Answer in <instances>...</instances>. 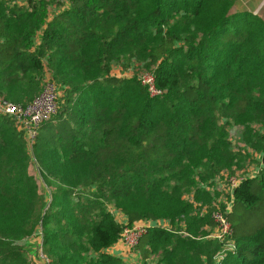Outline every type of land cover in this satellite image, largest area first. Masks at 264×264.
<instances>
[{
	"label": "trees",
	"instance_id": "obj_1",
	"mask_svg": "<svg viewBox=\"0 0 264 264\" xmlns=\"http://www.w3.org/2000/svg\"><path fill=\"white\" fill-rule=\"evenodd\" d=\"M233 6L0 0V97L28 102L46 77L62 90L32 141L49 202L23 130L0 112V264H30L18 241L38 225L47 264H124L106 250L123 226L163 218L170 228L150 225L136 245L144 264L151 254L153 264H264V164L234 187L235 248L211 235L206 186L240 155L228 128L241 126L264 163V131L252 127L264 129V20ZM141 70L161 95H150Z\"/></svg>",
	"mask_w": 264,
	"mask_h": 264
},
{
	"label": "rangeland",
	"instance_id": "obj_2",
	"mask_svg": "<svg viewBox=\"0 0 264 264\" xmlns=\"http://www.w3.org/2000/svg\"><path fill=\"white\" fill-rule=\"evenodd\" d=\"M233 7L235 9L248 10L258 18L264 20V0H234ZM112 71L114 73L123 76H129V77L133 76L132 71L120 72L119 67L117 66H113ZM44 83L45 80L42 81L40 85V89H42ZM22 99L25 98L23 97ZM252 127L255 130V132L264 131V129L260 126V124L253 123ZM228 131H229L228 136L231 141L230 142L231 148L232 150L239 152L240 155L236 157L234 163L231 165L229 169H222V171L219 174H217L214 179L212 178L210 179L209 185L206 186V188L211 192V195L213 196V199L210 202V205L212 207L214 206L212 212L216 209L224 210L227 206L230 208L231 202L234 198L233 195L234 187L238 186L239 182L242 179L250 176L253 173H256L255 171L259 170L261 166L264 164L261 161V157H260L261 150L255 148L252 145H249L243 139L241 126L234 125L228 128ZM23 134L31 158V163H32L31 171L35 174L38 187L44 195L45 202H49L51 196L50 186H48L43 180L42 169L38 161L34 157V153L32 149L33 143L29 141L27 134H25L24 132ZM230 176L237 177L239 178V180L233 184L232 180L231 183L228 179ZM199 202H201V200ZM198 204L200 205L199 208L200 211L201 208L202 211H204V207L208 208V205L206 203L203 204L198 203ZM109 209L114 214V217L116 218L117 221H119L120 223H125L126 221L125 214L123 212H121L119 209L114 208V206L111 204L109 205ZM212 212L211 213L209 212V215L213 217ZM204 229H207L208 232L213 231V227L210 226H206ZM41 235H42L41 228L38 225L35 232L32 235L26 237L23 240L18 241V243L25 245V252L27 254L30 264H39L40 261H42L43 264H47V258L43 254V251L40 247L41 238H42ZM119 242L118 241L116 242L118 244L117 251L121 253L124 252L127 255V256L123 255L122 261L124 264H144L143 260H141V257L138 254V246H135L133 249H128V248H124L122 243ZM109 253L112 254L111 252ZM151 258L155 259L156 255H152ZM145 262L146 264L148 263L147 261ZM152 262H153L152 260L149 261V264H152Z\"/></svg>",
	"mask_w": 264,
	"mask_h": 264
},
{
	"label": "built area",
	"instance_id": "obj_3",
	"mask_svg": "<svg viewBox=\"0 0 264 264\" xmlns=\"http://www.w3.org/2000/svg\"><path fill=\"white\" fill-rule=\"evenodd\" d=\"M137 78L146 86L150 95L162 94L163 90L156 85L155 76L152 71L141 70L137 73ZM44 80L45 83L41 91L28 102H14L0 97V112L14 118L18 127L27 134L30 142L33 141L40 123L57 111L61 98L62 90L56 82L51 77H46ZM228 179L230 182L232 180L233 184L239 180V178L232 176ZM228 210L229 207L227 206L224 210L216 209L212 212L216 221V227L211 235L223 241L225 249L233 250L235 248L232 239L233 226L226 216ZM150 224L151 222L145 219L125 224L120 231L117 241H120L124 248L133 249L141 236L148 230ZM225 249L217 252L216 258L218 260L223 257Z\"/></svg>",
	"mask_w": 264,
	"mask_h": 264
},
{
	"label": "crops",
	"instance_id": "obj_4",
	"mask_svg": "<svg viewBox=\"0 0 264 264\" xmlns=\"http://www.w3.org/2000/svg\"><path fill=\"white\" fill-rule=\"evenodd\" d=\"M125 220H126V217H125ZM149 221L151 222V224H150L151 226H162V227H164L166 229H169L170 226H171L169 220L164 219V218L163 219H156V220H149ZM117 246H118V244L115 242L114 244H112L111 246H109L107 250H109V252H111L113 255H118L121 258H123V255L124 256H127L124 252L121 253V252L117 251ZM152 255H154V254H151L150 257H148V260H150V261L152 260L153 261L152 264H153L154 261H155V259H152L151 258ZM39 264H43V262L40 261Z\"/></svg>",
	"mask_w": 264,
	"mask_h": 264
}]
</instances>
